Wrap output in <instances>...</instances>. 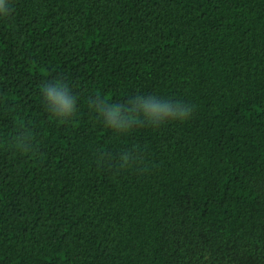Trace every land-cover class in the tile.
I'll return each instance as SVG.
<instances>
[{
  "label": "trees",
  "instance_id": "1",
  "mask_svg": "<svg viewBox=\"0 0 264 264\" xmlns=\"http://www.w3.org/2000/svg\"><path fill=\"white\" fill-rule=\"evenodd\" d=\"M0 264H264V0H0Z\"/></svg>",
  "mask_w": 264,
  "mask_h": 264
}]
</instances>
